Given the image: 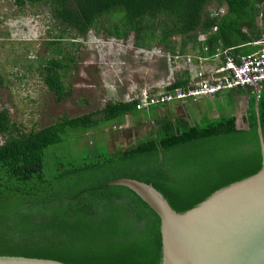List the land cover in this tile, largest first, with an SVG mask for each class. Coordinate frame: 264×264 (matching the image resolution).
Instances as JSON below:
<instances>
[{"label": "trees", "instance_id": "trees-1", "mask_svg": "<svg viewBox=\"0 0 264 264\" xmlns=\"http://www.w3.org/2000/svg\"><path fill=\"white\" fill-rule=\"evenodd\" d=\"M14 1L19 6H46L63 27L49 42L53 55L38 68L57 102L71 95L64 79L74 57L64 54L60 45L65 38L73 39L68 30H74L76 37L93 30L115 40L132 38L134 47L150 51L159 46L173 60L180 55L220 54L223 63L228 56L237 61L236 56L256 49L252 43L264 31V21L258 20L264 0ZM213 2L216 9L207 10ZM187 82L177 77L167 81L164 89L184 87ZM137 103V99L107 101L95 111L63 116L27 132L17 128L7 109H0V137L4 138L0 143V255L67 264H161L159 217L134 191L108 182L131 178L150 184L175 212L183 213L216 190L261 169L254 103L247 130L236 129L231 117L204 129L190 126L182 117L166 118L143 140L95 154L93 161L79 167L60 159L48 165L46 149L59 144L68 130L84 134L101 123H122ZM258 115L264 140L260 94ZM245 143L250 148L240 151Z\"/></svg>", "mask_w": 264, "mask_h": 264}, {"label": "rangeland", "instance_id": "rangeland-1", "mask_svg": "<svg viewBox=\"0 0 264 264\" xmlns=\"http://www.w3.org/2000/svg\"><path fill=\"white\" fill-rule=\"evenodd\" d=\"M261 7L264 9V4ZM206 9L214 11L215 2ZM62 28L42 4L19 6L14 0H0V109H7L11 120L24 132L42 128L63 116L100 109L107 101L123 98V89L131 82L150 86L157 78L167 81L171 77L166 51L159 46L140 50L133 46L132 38L115 40L93 30L76 37L74 30H68L73 39L65 38L60 45L64 54L74 57L64 79L71 95L57 102L41 80L38 68L53 55L49 42L60 35ZM159 49L164 53L159 54ZM259 94L264 100V91ZM118 124L101 123L84 134L68 130L59 144L46 149L48 165L60 159L79 167L93 161L95 154L120 149L143 135L142 130L131 125ZM143 139L141 136L132 144ZM3 140L0 137V143Z\"/></svg>", "mask_w": 264, "mask_h": 264}, {"label": "water", "instance_id": "water-1", "mask_svg": "<svg viewBox=\"0 0 264 264\" xmlns=\"http://www.w3.org/2000/svg\"><path fill=\"white\" fill-rule=\"evenodd\" d=\"M257 122L261 169L183 213L175 212L150 184L131 178L108 182L134 191L159 217L161 264H264V140L258 114ZM0 264L67 263L0 255Z\"/></svg>", "mask_w": 264, "mask_h": 264}, {"label": "crops", "instance_id": "crops-1", "mask_svg": "<svg viewBox=\"0 0 264 264\" xmlns=\"http://www.w3.org/2000/svg\"><path fill=\"white\" fill-rule=\"evenodd\" d=\"M263 10L264 9H261L258 15L259 23L264 21V18L260 16ZM165 56L169 57L167 54ZM187 59L189 61H187ZM166 63L168 64L171 72V77L167 81H173L177 77H183L187 78L188 84L195 79L196 74L199 71L210 73L214 69L220 67L223 64V61L220 54L200 58L188 54L186 56L180 55L178 59L174 60L173 58H166ZM167 81H165V78L163 81L161 78H157L151 82L153 84L150 86L143 84L142 82L136 86L133 82H131L123 89V98L115 99L113 101H122L124 103L131 102L130 99L135 101V99L143 91L151 93L155 87L165 84ZM262 91H264V85L261 86L259 93ZM110 92L112 97H115L113 92ZM258 96H256V93L250 87L223 90L215 95L203 96L195 100L189 99L183 102L173 101L166 105L148 106L140 110L135 109L121 120L122 123L118 121V125H131L135 129L142 130L143 135L141 136L145 138L149 131L153 128L156 129L157 123L160 120L166 118L174 120L177 117H182L188 121L190 126L204 129L209 125L216 124L221 118L231 117L234 119L236 129L247 130L249 128L250 109L252 103H254L255 109L258 111ZM257 114L258 113H256V118ZM202 123L206 126H202ZM141 136H138L137 139H140ZM134 140L124 147L132 145Z\"/></svg>", "mask_w": 264, "mask_h": 264}, {"label": "built area", "instance_id": "built-area-1", "mask_svg": "<svg viewBox=\"0 0 264 264\" xmlns=\"http://www.w3.org/2000/svg\"><path fill=\"white\" fill-rule=\"evenodd\" d=\"M260 16L264 18V10ZM252 45L257 48L247 54L236 56L237 61L233 56L226 57L225 62L210 73L199 71L195 79L184 87L165 90L164 86L167 84H162L150 95L147 91H143L136 98L138 100L136 109L169 104L172 101L183 102L185 99L195 100L203 96L215 95L222 90L239 87H250L258 96L264 84V32ZM177 58L175 56V59Z\"/></svg>", "mask_w": 264, "mask_h": 264}, {"label": "flooded vegetation", "instance_id": "flooded-vegetation-1", "mask_svg": "<svg viewBox=\"0 0 264 264\" xmlns=\"http://www.w3.org/2000/svg\"><path fill=\"white\" fill-rule=\"evenodd\" d=\"M250 148V144L249 143H245V144H242L240 147H239V150L240 151H245V150H248Z\"/></svg>", "mask_w": 264, "mask_h": 264}]
</instances>
